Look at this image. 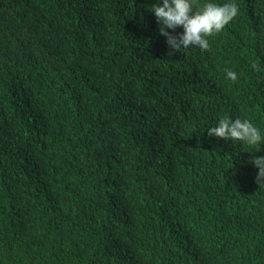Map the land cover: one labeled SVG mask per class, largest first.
Returning <instances> with one entry per match:
<instances>
[{"label":"trees","instance_id":"trees-1","mask_svg":"<svg viewBox=\"0 0 264 264\" xmlns=\"http://www.w3.org/2000/svg\"><path fill=\"white\" fill-rule=\"evenodd\" d=\"M157 2L0 0V264H264V142L207 131L264 138V0L176 52Z\"/></svg>","mask_w":264,"mask_h":264},{"label":"clouds","instance_id":"clouds-1","mask_svg":"<svg viewBox=\"0 0 264 264\" xmlns=\"http://www.w3.org/2000/svg\"><path fill=\"white\" fill-rule=\"evenodd\" d=\"M239 6L232 3L197 4V0H162L152 9L159 24L160 34L167 38V45L173 52L197 46L201 51L209 50L210 44L206 37L221 32L237 15ZM177 27L183 32L174 34ZM167 29L173 30L171 33ZM172 53H169L171 55ZM251 67L260 71L259 64L254 62ZM226 77L233 82L237 80L236 72L226 70ZM209 137L222 138L243 142L255 146L264 142L260 130L248 119H231L227 116L220 118L214 127L208 130ZM250 163L259 169L255 182L264 185V156L253 157Z\"/></svg>","mask_w":264,"mask_h":264}]
</instances>
